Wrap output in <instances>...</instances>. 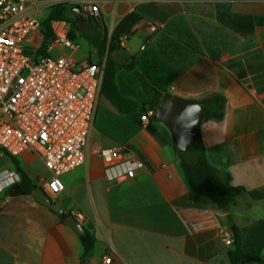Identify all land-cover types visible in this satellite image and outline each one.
Here are the masks:
<instances>
[{"label":"crops","instance_id":"crops-1","mask_svg":"<svg viewBox=\"0 0 264 264\" xmlns=\"http://www.w3.org/2000/svg\"><path fill=\"white\" fill-rule=\"evenodd\" d=\"M72 1L79 4H32L41 21L60 2L96 5L98 30L109 34L129 13L143 17L112 55L121 66L119 90L137 105L148 101L144 83L166 82L168 92L194 101L224 96V117L203 122L201 142L210 163L242 192L226 211L193 195L168 125L152 118L144 124L138 113L123 114L101 96L87 161L62 175L65 190L52 200L63 213L84 212L93 226L85 230L108 231L110 241L95 238L85 258L79 235L57 212L33 196L9 194V204L0 208V264H101L105 254L111 264H231L232 225L244 252L263 259L250 264H264V27L242 35L217 19L223 11L264 18V0ZM150 25L158 30L151 32ZM80 51L77 60L106 61L91 46ZM113 146L144 163L134 179L116 184L106 177L96 149ZM17 165L36 185L51 175L32 151L0 158V169Z\"/></svg>","mask_w":264,"mask_h":264},{"label":"built area","instance_id":"built-area-1","mask_svg":"<svg viewBox=\"0 0 264 264\" xmlns=\"http://www.w3.org/2000/svg\"><path fill=\"white\" fill-rule=\"evenodd\" d=\"M86 12L96 17L98 7L91 4ZM51 27L53 35L44 46L42 21L32 0H0V158L35 153L51 174L38 180L37 186L56 199L65 190L62 175L87 161L105 63L75 58L81 47L70 36L69 23L54 21ZM149 29L154 33L158 27ZM128 37H120V47L126 46ZM154 113L155 109L143 113L141 122L148 123ZM124 150L123 146L96 149L106 177L116 184L134 179L144 167ZM21 181L18 169H0V208L9 204V190ZM72 215L93 231L84 212ZM94 236L110 241L108 231ZM111 263L112 257L105 254L101 264Z\"/></svg>","mask_w":264,"mask_h":264},{"label":"trees","instance_id":"trees-1","mask_svg":"<svg viewBox=\"0 0 264 264\" xmlns=\"http://www.w3.org/2000/svg\"><path fill=\"white\" fill-rule=\"evenodd\" d=\"M71 5L68 2H60L53 5L49 14L42 21V33L45 36L44 46L52 37L51 24L54 21H65L73 25L70 36L76 39L80 33L93 47L99 57L103 59L106 56L105 69L102 81L101 96H104L110 103L123 114H139L140 117L148 110L156 109L161 98L168 91L166 90V82L164 83H144L143 88L148 95V101L139 106L136 102L123 95L117 84V73L121 66L114 60L113 52L120 49V37L130 35L131 29L139 23L143 17L137 12L129 13L111 32L105 31L101 33L98 30V19L89 17L87 24L92 29L80 27V21L73 18L70 12ZM217 19L224 25L234 29L242 35L251 34L256 27H264V18L255 16L232 15L227 12H219ZM201 102L206 108L205 121L220 120L225 114L226 100L220 94H213ZM174 152L176 158L183 169L187 178L190 190L193 195L207 199L212 202L219 210H228L235 202L236 198L242 192V188L235 187L231 184V176L221 172L217 167L212 165L207 158L203 143L200 142L188 151L181 152L174 141ZM17 169L21 172L22 181L20 183L24 195L33 196V192L39 187L32 183L28 175L17 165ZM61 221L72 215L71 213L58 214ZM234 249L229 252L228 259L231 264H250L263 263L260 257L247 255L242 247L241 233L239 229L232 225L231 227ZM84 247V257L90 256L95 245V236L86 229L84 234L79 236Z\"/></svg>","mask_w":264,"mask_h":264},{"label":"water","instance_id":"water-1","mask_svg":"<svg viewBox=\"0 0 264 264\" xmlns=\"http://www.w3.org/2000/svg\"><path fill=\"white\" fill-rule=\"evenodd\" d=\"M70 12L75 14L80 21V27L92 29L87 24L88 15L82 5H75L70 8ZM206 118V108L199 102L190 99H184L170 92H167L161 98L152 119L164 122L171 129L176 147L181 152H186L190 147L201 142V125ZM11 196L23 194L21 186L15 185L9 190ZM33 197L42 205L63 214V211L57 206L46 191L38 188L33 192ZM65 224L70 226L81 236L85 232V227L78 222L73 215H69Z\"/></svg>","mask_w":264,"mask_h":264},{"label":"rangeland","instance_id":"rangeland-1","mask_svg":"<svg viewBox=\"0 0 264 264\" xmlns=\"http://www.w3.org/2000/svg\"><path fill=\"white\" fill-rule=\"evenodd\" d=\"M71 3H73V5L79 4L78 1H72V0H71ZM85 10H86V8H85ZM72 29H75V27L73 25H70V30H72ZM75 41L81 47L80 53L86 54L87 50L90 47L88 41L80 33L77 34Z\"/></svg>","mask_w":264,"mask_h":264},{"label":"flooded vegetation","instance_id":"flooded-vegetation-1","mask_svg":"<svg viewBox=\"0 0 264 264\" xmlns=\"http://www.w3.org/2000/svg\"><path fill=\"white\" fill-rule=\"evenodd\" d=\"M73 16H74V19H75V20L79 21V19L77 18V16H76L75 14H73ZM88 18H89V17H88ZM87 21H88V19H87Z\"/></svg>","mask_w":264,"mask_h":264}]
</instances>
